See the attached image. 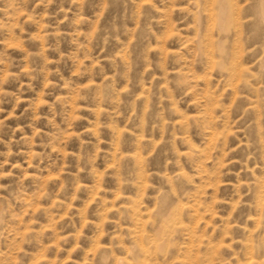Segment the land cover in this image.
<instances>
[{"label":"rangeland","instance_id":"obj_1","mask_svg":"<svg viewBox=\"0 0 264 264\" xmlns=\"http://www.w3.org/2000/svg\"><path fill=\"white\" fill-rule=\"evenodd\" d=\"M0 264H264V0H0Z\"/></svg>","mask_w":264,"mask_h":264}]
</instances>
